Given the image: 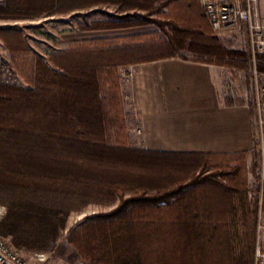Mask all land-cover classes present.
I'll use <instances>...</instances> for the list:
<instances>
[{
    "label": "trees",
    "instance_id": "obj_1",
    "mask_svg": "<svg viewBox=\"0 0 264 264\" xmlns=\"http://www.w3.org/2000/svg\"><path fill=\"white\" fill-rule=\"evenodd\" d=\"M3 1L0 19L119 4L146 11L143 20L129 13L120 19L155 23L159 31L76 41L48 59L21 42L11 49L28 86L0 85V205L7 208L1 235L18 249L52 251L73 212L119 200L69 232L68 242L85 263L230 264L233 236L225 229L237 218L235 249L245 234L253 246L255 229L247 225L258 209L249 208L240 186L245 155L184 156L129 142L133 122L125 111L123 67L169 57L242 64V52L215 35L199 0ZM103 25L117 23L105 19ZM258 63L262 70V56ZM224 231L226 239L220 238Z\"/></svg>",
    "mask_w": 264,
    "mask_h": 264
},
{
    "label": "crops",
    "instance_id": "obj_2",
    "mask_svg": "<svg viewBox=\"0 0 264 264\" xmlns=\"http://www.w3.org/2000/svg\"><path fill=\"white\" fill-rule=\"evenodd\" d=\"M101 6L115 7L112 21L117 26L104 27ZM199 7L204 10L202 4ZM91 8L95 11L91 21H85L84 16L82 21V16H77L80 10ZM128 13L136 14L133 9H120L119 4L66 8L61 13L67 16L63 18L62 36L66 45L62 49L84 39L135 34L129 33L127 23L117 21ZM56 16L48 18L54 20ZM129 19L133 20H123ZM130 71L132 77L126 75ZM231 79L230 67L181 57L123 67L121 87L125 111L133 122L130 144L135 148L184 156L214 154L245 155L246 158L254 149L258 134L256 101L251 105L246 95L232 92Z\"/></svg>",
    "mask_w": 264,
    "mask_h": 264
},
{
    "label": "rangeland",
    "instance_id": "obj_3",
    "mask_svg": "<svg viewBox=\"0 0 264 264\" xmlns=\"http://www.w3.org/2000/svg\"><path fill=\"white\" fill-rule=\"evenodd\" d=\"M1 3H5L3 0H0ZM257 18L259 22L264 25V0H258L257 3ZM100 11H103L104 20H112L113 17L111 15H114L115 7L111 6H101L99 7ZM94 9V8H93ZM81 13L77 14V16H82V21L85 20L83 16L86 18L85 21H91L93 18L91 14H94V10L91 9H83L80 10ZM137 15H139V19L143 20V16L146 15V11L143 10H134ZM64 13L63 9L62 12ZM59 13L57 14L56 18L52 20L51 18H48V16H42V17H36L34 19H0V49L4 53V55L12 62L14 65L16 71L20 75L21 78V84L17 86H23L27 87L28 84L26 80L22 77V74L19 72V69L15 65L14 61L12 60L11 56V49L15 46H19L18 44L23 45L25 48L30 49V51L38 56H41L42 58L48 59L49 54H51L54 51H58L63 48L64 42L63 39V18L66 15H62ZM156 15H153L155 17ZM67 17V16H66ZM76 17V16H75ZM90 17V20L88 19ZM78 20V18L76 19ZM136 19H129V20H117L121 21L122 23H127L129 25L128 31L129 33H146V32H153V31H159V26L155 23H148L144 22V24L141 25H130L129 23L131 21H135ZM84 23V22H83ZM211 25V24H210ZM132 26V27H131ZM211 29L213 30L212 26ZM215 35H217L223 42V44L233 50H238L242 52L239 54L238 58L239 61L242 63L240 66H232V65H218V66H225L230 67L232 69V81L230 83V87L232 88V92L239 94V95H246L248 101L251 105H255L256 101V94H257V86L261 84L264 81V66L261 70L259 61L261 59V55H258L256 57V60L254 58L253 49H252V43H251V37L250 32L248 30V27L243 24L242 26L238 28L233 29H226L223 31L216 32L213 30ZM164 36V34L162 33ZM125 36V35H123ZM90 40V39H89ZM66 45V44H65ZM184 53L190 58L191 53L188 51H184ZM236 69V70H234ZM137 137V136H136ZM258 134H256L255 138V146L252 152L247 155L245 158V170H244V182L245 184L242 185L240 183V186L245 187L246 194L248 196L247 201L248 204L251 203V206L249 205V208L251 207L254 211L255 209H258V213H253L251 216L252 218L248 220V227L249 229L253 228L255 229V241L253 246L248 245L247 236L245 234V231L247 230L245 228V224L242 223V232L245 234L242 236L241 241H243V244L237 245L238 250L235 249V243L236 235L235 232L237 229L235 227L239 226L238 220L240 218H237L236 225H229V227L225 230L231 229V234L233 237H231L229 243V253L228 256L230 257V264H250L251 259V248L252 246L254 252L257 246L261 247L264 250V227L260 228V216H259V203H258ZM201 167L195 168V172L198 173L200 171ZM225 194V192H224ZM226 195V194H225ZM215 204H217L216 200ZM233 202H236L237 205L240 203L239 198L232 199ZM119 200H117L115 203H92L88 205L86 208L82 209L78 212H73L68 220L66 229L62 232L60 238L57 240L55 249L52 251L47 252H35V251H29L26 249H19L22 251V254L27 259L28 264H87L84 262L82 257L77 253L76 248L73 244H70L68 242V235L69 232L79 227L81 224L85 222V220L90 217L94 216L99 213L109 212L113 208L116 207ZM3 206V205H0ZM7 214V208L6 212L3 216L0 217V220L5 217ZM233 218V217H231ZM241 224V223H240ZM264 224V221H263ZM234 231V233H233ZM222 233V232H221ZM216 238L219 237L218 234H216ZM227 238V235L225 231L223 232V235L220 234V238L224 237ZM232 244V245H231ZM38 253H44L47 257L46 261L40 262L36 259V255ZM253 260H255V253L252 255Z\"/></svg>",
    "mask_w": 264,
    "mask_h": 264
},
{
    "label": "built area",
    "instance_id": "obj_4",
    "mask_svg": "<svg viewBox=\"0 0 264 264\" xmlns=\"http://www.w3.org/2000/svg\"><path fill=\"white\" fill-rule=\"evenodd\" d=\"M214 31L238 28L245 24L251 37L254 58L261 55L264 58V25L257 18L258 0H199ZM128 77L133 72H127ZM21 84V78L12 62L0 49V85L15 86ZM256 115L258 133V203L260 228L264 227V81L257 86ZM6 212L5 206H0V217ZM36 259L46 261L44 253H38ZM0 264H28L10 237L0 234ZM255 264H264V250L257 246Z\"/></svg>",
    "mask_w": 264,
    "mask_h": 264
}]
</instances>
